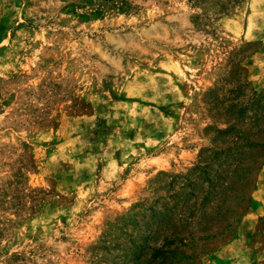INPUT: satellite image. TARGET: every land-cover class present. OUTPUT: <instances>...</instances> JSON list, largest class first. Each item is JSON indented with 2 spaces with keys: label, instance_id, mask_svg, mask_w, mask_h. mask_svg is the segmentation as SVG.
Returning <instances> with one entry per match:
<instances>
[{
  "label": "rangeland",
  "instance_id": "1",
  "mask_svg": "<svg viewBox=\"0 0 264 264\" xmlns=\"http://www.w3.org/2000/svg\"><path fill=\"white\" fill-rule=\"evenodd\" d=\"M263 43L264 0H0V264H214L264 169Z\"/></svg>",
  "mask_w": 264,
  "mask_h": 264
},
{
  "label": "crops",
  "instance_id": "2",
  "mask_svg": "<svg viewBox=\"0 0 264 264\" xmlns=\"http://www.w3.org/2000/svg\"><path fill=\"white\" fill-rule=\"evenodd\" d=\"M246 68L256 88L259 91L264 90V43L255 54L247 58ZM261 218H264V169L259 178L254 205L242 217L238 235L217 256L214 264H255L256 255L250 246L251 232ZM232 248L234 249L231 250Z\"/></svg>",
  "mask_w": 264,
  "mask_h": 264
}]
</instances>
